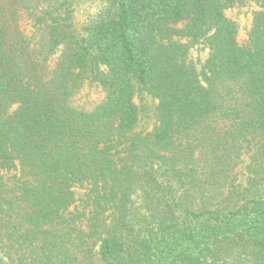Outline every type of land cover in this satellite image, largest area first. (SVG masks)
<instances>
[{"label": "trees", "instance_id": "trees-1", "mask_svg": "<svg viewBox=\"0 0 264 264\" xmlns=\"http://www.w3.org/2000/svg\"><path fill=\"white\" fill-rule=\"evenodd\" d=\"M73 1L0 0V264H264V12L240 44L242 0Z\"/></svg>", "mask_w": 264, "mask_h": 264}, {"label": "rangeland", "instance_id": "rangeland-1", "mask_svg": "<svg viewBox=\"0 0 264 264\" xmlns=\"http://www.w3.org/2000/svg\"><path fill=\"white\" fill-rule=\"evenodd\" d=\"M97 7V4L89 0H76L71 4V12L73 15V23L77 27H81L85 24L90 14H92ZM264 12V0H242V2L235 4L234 6L225 10V16L233 21L237 27V41L240 44H245L247 41V34L251 28V24L254 18V15ZM184 23L178 24L176 28H182ZM173 40H178L176 37H173ZM185 42V40H180ZM209 56V48L207 44L203 41L195 44L189 52V57L191 61L196 64V67L200 70L203 69L205 60ZM133 101L138 108V120L134 132L138 133H148L150 132L156 124L155 118V101L151 98L146 92L140 90L138 87H135ZM243 157V162L236 168L235 173L237 174L236 182L246 185L247 181V172L246 165L247 160ZM13 174V172L11 173ZM75 203L70 208L69 212L76 214L81 211L83 208V201L86 199L88 194V187L84 185H79L73 187ZM4 261H9L6 257ZM5 261V262H6ZM10 264V263H5Z\"/></svg>", "mask_w": 264, "mask_h": 264}]
</instances>
